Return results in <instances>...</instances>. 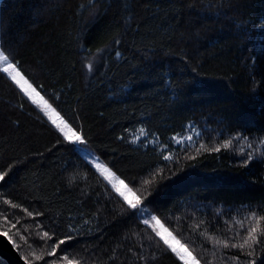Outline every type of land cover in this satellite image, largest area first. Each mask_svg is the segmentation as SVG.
I'll return each instance as SVG.
<instances>
[{"label":"trees","instance_id":"obj_1","mask_svg":"<svg viewBox=\"0 0 264 264\" xmlns=\"http://www.w3.org/2000/svg\"><path fill=\"white\" fill-rule=\"evenodd\" d=\"M262 20L264 0H0V37L18 50L22 74L91 140L68 151L20 87L0 79V167L16 164L0 197L44 212L61 235L75 225L79 242H69L70 254L87 257L85 264H141L139 251L149 244L154 264H177L142 221L118 218L122 205L111 185L83 170L84 149L134 190H151L148 211L166 218L181 243L194 245L202 264H224L222 244L214 241L238 230L249 207L264 214V167L244 176V140L220 153L196 149L222 146L238 131L264 137V85L253 92V76L259 81L264 72ZM198 131L203 135L195 139ZM148 134L146 145L137 140ZM189 135L190 147L172 140ZM163 155L179 159L183 171L169 178L173 162ZM191 173L199 179L156 193ZM20 216L34 234L33 218Z\"/></svg>","mask_w":264,"mask_h":264},{"label":"snow or ice","instance_id":"obj_2","mask_svg":"<svg viewBox=\"0 0 264 264\" xmlns=\"http://www.w3.org/2000/svg\"><path fill=\"white\" fill-rule=\"evenodd\" d=\"M242 30L246 32V29ZM260 30L262 38H264V20L261 21ZM114 43L119 45L121 40L117 38ZM115 55L119 58L121 53L116 51ZM101 59H103L102 56ZM92 67V64L88 65L89 70ZM0 79H8L10 83L20 86L23 97H26L33 105H36L43 113V116L47 117V120L54 126L58 142L65 145L68 151L75 152L78 146L91 143L90 137L84 133L82 125L77 126L74 120L62 119L52 105L43 98L37 103V91L25 78V75L22 74L18 50L5 44L3 37H0ZM261 85H264V72L260 73L259 81L253 76V92L255 93V90ZM201 86L203 87L204 85L201 83ZM254 98L253 96L252 99ZM190 127H195V125ZM247 130L249 129H244V131ZM150 135H146L143 140L139 138L137 140L146 145ZM202 135L203 132L198 131L195 139L202 137ZM120 139H123V137H120ZM172 140L178 145L185 143L176 136H173ZM240 140H244L247 143V149L240 153L241 159L238 161V166L249 169L248 172L244 173V176L254 175L253 169L264 167V137L253 136L249 138L243 135L242 131H238L235 136L225 140L222 146L209 148L200 143L196 152L197 154L202 152L220 153L222 148L227 149L233 142L239 143ZM193 141L194 137L189 135L187 137L189 147ZM81 159L84 171H90L93 174L99 173L111 185L117 202L122 205L120 211L116 213L120 220L125 223L128 220L142 221L145 229L149 230L151 240L157 245L162 244L164 251L170 253L177 264H202L204 258L198 253L194 254V245H189L187 242L181 243L169 230V227H165L166 218L148 211L149 206L153 203L152 200H148V196H153L151 190L146 189L147 195H145L144 192L134 190V186H129L123 179L117 180L111 170L113 166L100 163L99 157H94L91 153ZM184 159L196 161L197 156L185 155ZM163 160L173 162V157L171 155H163ZM250 165L251 167H249ZM15 167L16 164L11 162L4 167H0V188L5 187L11 181V174ZM73 167L76 169L80 168L79 165H73ZM167 167L168 165L165 164L164 168ZM189 167L195 168L196 164H190ZM156 168L157 166H152L149 172L155 173ZM164 168L159 169L161 174ZM178 168L183 171L179 166V159L175 160L173 167L168 169V177L176 176ZM161 178L163 179V176ZM198 179L195 173L181 175L178 179L173 180L172 184L157 188L156 193L159 194L165 190L171 191L183 186L185 183L195 182ZM151 183V180L144 181L146 185ZM0 205H2L0 207V238L6 240L16 250L22 264H85L87 257L78 259L70 254L75 250V245L69 242L74 240L79 242L80 233L75 225L70 224L67 232L61 235L59 233L62 230L58 228L54 220H49V217L44 212H33L30 206H25V204L18 202L8 194L0 197ZM195 208L198 211L200 210L199 205L195 206ZM20 213H26L28 217L33 218L32 223L36 228L34 234L32 228L21 227L22 224H26L28 221L24 220ZM37 218H42L39 220V224H37ZM44 220H49V223L44 224ZM245 222H247L246 226ZM261 222H264V214L252 211L249 207L248 215L242 216L240 219L238 230L233 231L232 235L223 241H214L216 244H222L221 258L224 264H264V229L257 227ZM233 224L235 225V221H233ZM36 248H39L40 252H37ZM225 250L228 251L227 255L224 254ZM139 260L141 264H154L155 257L151 251V244H149L147 250H145L143 245L141 246Z\"/></svg>","mask_w":264,"mask_h":264},{"label":"water","instance_id":"obj_3","mask_svg":"<svg viewBox=\"0 0 264 264\" xmlns=\"http://www.w3.org/2000/svg\"><path fill=\"white\" fill-rule=\"evenodd\" d=\"M0 259L7 264H22L16 250L3 238H0Z\"/></svg>","mask_w":264,"mask_h":264},{"label":"rangeland","instance_id":"obj_4","mask_svg":"<svg viewBox=\"0 0 264 264\" xmlns=\"http://www.w3.org/2000/svg\"><path fill=\"white\" fill-rule=\"evenodd\" d=\"M19 86V85H18ZM20 87V86H19ZM38 93V92H37ZM42 97H41V95L38 93V96H37V103H39L40 102V99H41ZM187 137L188 136H186L184 139H183V141L185 142V143H187ZM79 147H81V146H78V148ZM82 154H83V156L85 157L87 154H88V152L87 151H85L84 149H82ZM117 180H119L118 178H117Z\"/></svg>","mask_w":264,"mask_h":264}]
</instances>
